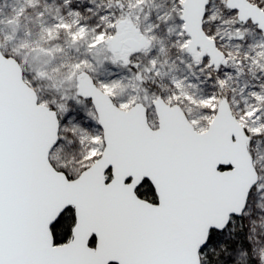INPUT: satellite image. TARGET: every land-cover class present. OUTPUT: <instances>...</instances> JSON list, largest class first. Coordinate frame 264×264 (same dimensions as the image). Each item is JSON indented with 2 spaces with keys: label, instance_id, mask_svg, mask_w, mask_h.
<instances>
[{
  "label": "snow or ice",
  "instance_id": "obj_1",
  "mask_svg": "<svg viewBox=\"0 0 264 264\" xmlns=\"http://www.w3.org/2000/svg\"><path fill=\"white\" fill-rule=\"evenodd\" d=\"M211 2L199 0L197 12ZM256 3L264 9V0ZM203 17L217 30L194 32L186 14L179 35L202 41L199 52L189 51L216 90L204 104L213 101L210 111L219 115L231 103L236 130L228 148L236 155L221 162L195 129L170 127L169 114L193 99L179 85L161 94L137 77L135 94L120 103L95 85L41 98L0 56V264H264V96L240 90L241 109L232 86L253 64L264 71V45L237 66L219 43L220 25L239 41L249 25L264 37V11L252 15L219 0L216 17ZM132 67L159 75L155 59ZM82 102L93 111L77 116Z\"/></svg>",
  "mask_w": 264,
  "mask_h": 264
},
{
  "label": "rangeland",
  "instance_id": "obj_2",
  "mask_svg": "<svg viewBox=\"0 0 264 264\" xmlns=\"http://www.w3.org/2000/svg\"><path fill=\"white\" fill-rule=\"evenodd\" d=\"M183 1L0 0V50L3 55L19 63L23 79L41 98L75 92V78L81 72L89 73L96 86L107 92L115 103L126 101L135 94L134 88L139 87L137 77L141 81H148L144 89L161 94L171 95L179 85L183 94L193 98L185 104L184 112L195 130L204 132L215 116L210 111L213 101L205 105L204 100L216 90L211 82L205 83L204 76L193 66L188 50L190 39L185 41L179 35L183 30L179 18L182 16ZM249 1L257 5L256 0ZM218 5L219 0H212L207 8L213 18L216 17ZM101 18L109 23L102 26ZM122 21L132 23L129 36H137V31V38L146 39L144 49L130 55L113 52L111 39L125 28L120 27ZM217 27V24L204 21L203 28L207 35L216 31ZM220 31L224 39L219 43L226 46L222 52L230 49L237 66L264 45V38L252 25L245 30L244 41L235 39L236 34L229 25H220ZM125 57L130 61L128 65L124 64ZM153 59L159 65V75L151 79V74L138 73L132 67L133 63L143 67ZM243 71L246 75L232 85L237 89L235 103L241 109L244 104L240 90L253 96H264V71L259 70L256 64ZM104 84L109 85V89H104ZM144 89H141V93ZM224 97L230 100L228 87L224 88ZM219 101L218 97L216 103ZM92 111L83 102L82 106H74L77 116ZM232 111L236 116L240 115L234 107ZM149 121H155L151 113ZM240 123L243 125L244 121ZM93 131L97 129L93 128ZM259 153L264 155V143L259 145Z\"/></svg>",
  "mask_w": 264,
  "mask_h": 264
},
{
  "label": "water",
  "instance_id": "obj_3",
  "mask_svg": "<svg viewBox=\"0 0 264 264\" xmlns=\"http://www.w3.org/2000/svg\"><path fill=\"white\" fill-rule=\"evenodd\" d=\"M231 2L244 5L245 11L249 12L252 15H258V11H264L263 9L258 10V6L250 2L249 0H231ZM198 3H199V0H184L182 3V16L186 14L192 15L195 18V23L192 25L193 31L201 32V26H202V35L207 36L203 28L204 27L203 12L207 11V9L202 10L198 13L195 7V5ZM126 25H128V29L132 28L131 22L122 21L120 23V27L122 28H124ZM124 37H125V34L122 33V34L116 35L115 37L111 39V42H112L111 47H112L113 52H119L122 50L123 52L133 53V52L140 51L147 46L146 44L147 41L145 38H141L140 40H136L133 38L124 40ZM212 42L215 43L214 41ZM201 43L202 41L200 40V37L194 36V38L189 40L188 50H190L192 53L199 52ZM123 46H126V48L123 49ZM220 54L223 55L224 52L221 51ZM0 56H4L7 60L14 61L15 64L19 66L20 74L23 78L22 69L19 63L14 58L6 57L5 55H3L1 50H0ZM75 79L77 82L76 91L81 86H83L84 88H88L92 85L96 86L93 77L87 72L78 73ZM223 99L228 100L226 97H224ZM221 102L222 101L220 100L219 103ZM229 107H231L230 103L224 104L223 110L221 111L219 115H215L213 117L206 131L198 132L195 130L196 135L199 137L200 141L208 146L209 153L215 159L216 162H221L224 160H231L236 155L234 151H231L228 148V143H229L228 136H230L231 133L236 130L235 124L233 123V120L228 114ZM168 121H169L170 127L174 129L178 125H183L185 127L195 129L192 123L190 122L189 118L187 117L186 113L184 112V110L182 112L177 110L175 112L170 113L168 116Z\"/></svg>",
  "mask_w": 264,
  "mask_h": 264
},
{
  "label": "flooded vegetation",
  "instance_id": "obj_4",
  "mask_svg": "<svg viewBox=\"0 0 264 264\" xmlns=\"http://www.w3.org/2000/svg\"><path fill=\"white\" fill-rule=\"evenodd\" d=\"M127 28H128V25H126L125 28H124L120 33H116V35L124 33V34H125L124 40H127V39H129V38H133V39H136V40H140V38H137V36H138V32H137V31H135V34H136L137 36L131 37V36L128 35V31H130L131 29H127ZM132 28H133V27H132ZM111 44H112V43H111ZM146 44H147V43H146ZM111 46H112V45H111ZM114 53H117V54H128V55L131 54V53H123V51L114 52ZM148 117H149V114H148ZM155 119H156V118H155Z\"/></svg>",
  "mask_w": 264,
  "mask_h": 264
}]
</instances>
